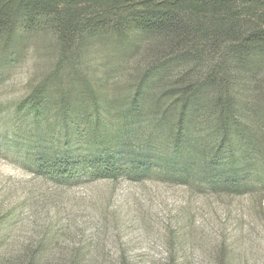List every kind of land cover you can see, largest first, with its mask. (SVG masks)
<instances>
[{
    "label": "trees",
    "instance_id": "obj_1",
    "mask_svg": "<svg viewBox=\"0 0 264 264\" xmlns=\"http://www.w3.org/2000/svg\"><path fill=\"white\" fill-rule=\"evenodd\" d=\"M42 30L55 39L57 68L19 110L39 119L55 104L65 136L72 127L93 151L43 147L40 173L80 181L156 172L115 144L118 123L137 121L142 138L170 144L171 178L232 194L264 190V0H0L2 43ZM101 47L118 59L114 81L91 60ZM154 121L163 135L147 133ZM41 257L25 248L0 264H55Z\"/></svg>",
    "mask_w": 264,
    "mask_h": 264
},
{
    "label": "rangeland",
    "instance_id": "obj_2",
    "mask_svg": "<svg viewBox=\"0 0 264 264\" xmlns=\"http://www.w3.org/2000/svg\"><path fill=\"white\" fill-rule=\"evenodd\" d=\"M56 46L43 30L0 41V255L28 248L55 264H264V190L232 194L171 178L163 168L170 144L142 138L137 121L118 123L115 144L156 172L80 181L40 173L43 147L63 154L67 145L73 156L93 151L74 139L72 127L65 136L55 104L39 119L19 110L56 70ZM109 53L97 48L91 60L99 75L114 81L118 59ZM56 85L52 78L47 83ZM155 123L147 133L167 131Z\"/></svg>",
    "mask_w": 264,
    "mask_h": 264
}]
</instances>
